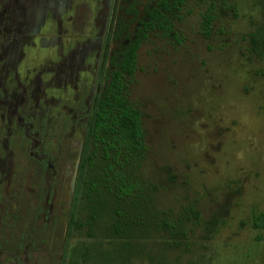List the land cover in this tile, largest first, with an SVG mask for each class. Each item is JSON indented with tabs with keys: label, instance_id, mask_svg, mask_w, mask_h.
<instances>
[{
	"label": "rangeland",
	"instance_id": "rangeland-1",
	"mask_svg": "<svg viewBox=\"0 0 264 264\" xmlns=\"http://www.w3.org/2000/svg\"><path fill=\"white\" fill-rule=\"evenodd\" d=\"M155 2L118 1L111 51L134 38ZM174 24L142 42L130 86L146 135L142 175L169 227L128 264H264V227L254 226L264 214V58L251 49L263 0H188ZM2 110L0 264H75V247L107 245L102 231L90 239L71 226L84 119L62 124L59 109L35 119L16 100Z\"/></svg>",
	"mask_w": 264,
	"mask_h": 264
},
{
	"label": "trees",
	"instance_id": "trees-1",
	"mask_svg": "<svg viewBox=\"0 0 264 264\" xmlns=\"http://www.w3.org/2000/svg\"><path fill=\"white\" fill-rule=\"evenodd\" d=\"M187 1L156 0L145 10L134 38L109 58L106 82L96 96L88 125L71 211V226L86 228L90 239L102 231L108 242L75 247L81 260L75 264H117L118 259L128 264L133 249L140 251L152 232L169 227L167 221L156 220L142 175L146 135L142 112L130 100V86L142 42L153 31L173 34L174 19ZM211 25L212 15L207 13L206 36L211 34ZM251 49L264 58V28L251 34ZM254 226L264 227V214L254 217Z\"/></svg>",
	"mask_w": 264,
	"mask_h": 264
},
{
	"label": "flooded vegetation",
	"instance_id": "flooded-vegetation-1",
	"mask_svg": "<svg viewBox=\"0 0 264 264\" xmlns=\"http://www.w3.org/2000/svg\"><path fill=\"white\" fill-rule=\"evenodd\" d=\"M118 1L0 0V121L13 100L35 119L59 109L62 124L84 119L85 144L109 58L129 42L110 50Z\"/></svg>",
	"mask_w": 264,
	"mask_h": 264
}]
</instances>
